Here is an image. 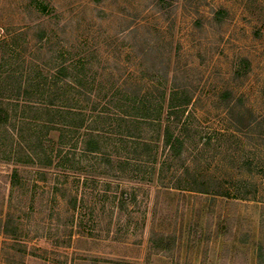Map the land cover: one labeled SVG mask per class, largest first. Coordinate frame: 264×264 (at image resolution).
<instances>
[{"label": "rangeland", "instance_id": "374dc122", "mask_svg": "<svg viewBox=\"0 0 264 264\" xmlns=\"http://www.w3.org/2000/svg\"><path fill=\"white\" fill-rule=\"evenodd\" d=\"M61 64L79 135L94 122L112 162L79 142L63 165L16 163L45 133L16 87L41 111ZM186 100L177 156L131 104L165 119ZM0 101V264H264V0H0Z\"/></svg>", "mask_w": 264, "mask_h": 264}, {"label": "trees", "instance_id": "16d2710c", "mask_svg": "<svg viewBox=\"0 0 264 264\" xmlns=\"http://www.w3.org/2000/svg\"><path fill=\"white\" fill-rule=\"evenodd\" d=\"M56 67V72L51 74L49 77L51 80H47L48 82L43 85L41 90L39 89L37 92H33V94L38 93L40 97L39 99L45 101L40 104L41 111L37 112V109H34V106L30 100L33 88L29 83L22 84L20 82L16 87L18 90L13 100L22 101L21 106L24 107L23 113H20V115L16 116L21 125H31L34 120L41 121L45 125V133L36 135L34 144L28 142L27 144L20 143L18 145V149L16 148L17 152H15L14 158L16 163L27 164L32 162V160H38L41 167H51L55 164V157H60L59 159L63 165V163L70 162V154L68 153L70 148L65 149L63 154H61L63 147H67V145L70 147H76L79 142H83L82 152L85 155L91 156L94 154H100L106 163L112 162L113 160L110 157L111 153H109L106 149V143L109 141L105 136L98 132V127H92L95 125L94 122L92 125L87 127V133L83 136V138H81L79 135L81 128L83 127V120L85 118L80 120L79 117L84 116V114H81L78 112V110L72 108L71 93L72 90L76 89V85L70 86L72 89L68 90L67 86L65 87V83L63 82V80L73 76V70L64 64ZM5 73L6 72L4 71V74ZM39 77V75L36 76V79ZM38 88H40V86H38L37 89ZM135 101H133V104H131V108L133 109L136 117L143 119V121H146V124L148 125H151L155 128L157 127V137H163L164 144L168 146L175 155L180 156L184 143V139L181 137L180 133L182 127L185 126L184 114L186 112V106L190 103V101L186 100L185 102L171 103L165 119L162 116L154 118L153 114L151 113L152 110L148 105L144 103L141 104V102L138 104ZM10 105L11 104L9 101L7 103L0 101L1 127L5 126L11 120V113L8 108ZM31 109L35 110V113L32 115L30 114V112H32ZM25 111H28L27 113L29 114H27ZM55 131L59 132L57 140L49 136ZM19 137H22L20 132ZM141 143L145 152H147L148 149L150 150V144L147 141ZM56 144H59L60 148L58 150L57 156H54ZM24 173L25 172H22L17 167L12 170L10 174V180L13 187L24 188V182L26 180V174ZM43 173L49 177L48 171H44ZM126 199L127 193L124 191L121 193L119 201L124 203ZM72 205L74 209H78L79 205L77 196L73 197ZM156 243H158V249L166 250L168 248L164 242V239H157Z\"/></svg>", "mask_w": 264, "mask_h": 264}]
</instances>
